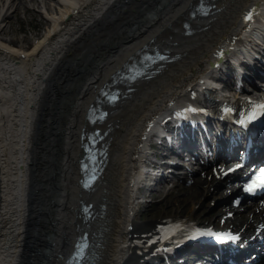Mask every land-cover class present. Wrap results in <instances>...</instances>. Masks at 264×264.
I'll return each mask as SVG.
<instances>
[{
    "label": "bare ground",
    "instance_id": "bare-ground-1",
    "mask_svg": "<svg viewBox=\"0 0 264 264\" xmlns=\"http://www.w3.org/2000/svg\"><path fill=\"white\" fill-rule=\"evenodd\" d=\"M195 1L0 0V264H63L76 235L87 229L94 248L90 264H157L164 253L181 251L157 237L178 215L138 218L151 134L164 118L182 113L179 104L188 94L199 98L202 83L225 59L244 64L254 55L264 58L260 42H253L264 33V0H215L207 17L189 20L193 32L184 35L181 23ZM19 11L42 16L36 24L44 31L33 41L15 35L13 19ZM249 11H257L256 16L245 21ZM147 43L177 56L150 78L134 81V90L109 107L107 165L95 188L83 190L76 185L74 159L81 155L77 130H90L83 121L84 105L95 86ZM256 63L252 70L237 66L248 79L263 78L264 62ZM231 66L226 65L227 73ZM233 88L224 94L208 88V98L215 106H241L252 97ZM252 91L264 97L263 90ZM209 106L211 116H222ZM236 134L229 128L226 141ZM223 145L220 141L217 149L225 150ZM234 162H213L202 176L189 177L188 198L195 209L202 204L198 194L193 196L196 188L218 196L213 191L231 175L222 171ZM82 199L95 203L93 219L79 217L76 207ZM228 205L235 214L227 218L241 221L237 229H251L258 218L264 221V206L232 200ZM235 253L241 259L247 250L225 252L227 258ZM207 259L215 264L210 253Z\"/></svg>",
    "mask_w": 264,
    "mask_h": 264
},
{
    "label": "rangeland",
    "instance_id": "rangeland-1",
    "mask_svg": "<svg viewBox=\"0 0 264 264\" xmlns=\"http://www.w3.org/2000/svg\"><path fill=\"white\" fill-rule=\"evenodd\" d=\"M52 2L54 3L55 1H52ZM28 5L30 6L31 2H29ZM33 5L35 7L34 3H32L31 6H33ZM36 8H38L37 5H36ZM30 11H19L17 13L16 17L13 19V26L17 29L15 32V35L18 36L19 38L20 37L22 38L23 35H26V36H29L28 40H33L36 37H38V35H40L41 32L44 31V27H43L44 25L41 26V25L36 24L38 22V20H40L42 18V16L38 12L35 14H32L31 12H33V11H31V12ZM22 13H23V15H22ZM38 15L40 18L38 17ZM28 40H27V42H28ZM24 43H26V42H24ZM84 108H85V106H84ZM84 108H83L82 113L84 112ZM77 145H78V143H77ZM74 160H76V156H75ZM74 166L76 169L75 161H74ZM193 175H199V173H197V171H196L194 174H192V176ZM188 184L190 185V182L187 179L184 181L183 180L178 181L177 185L173 188L165 187V188L159 189V190H154V189L143 190V188H142L143 192L141 193V195H143V196H140L141 198L139 197L138 198L139 200L137 199V207L139 210L138 218L143 220L147 216L148 217L158 216V215L160 216V215L167 214V213H175L177 215H190V217L195 218V219H199L202 221H210V222H214V223L216 222L217 224H221L223 217L225 215V212H223L222 214L219 213L216 218L213 216L214 215L213 212L216 211L217 208L221 209L224 205H227L229 203V201L227 202V200L224 202H220V203L217 201L218 199H220V197H221L220 195H224V193H225L221 190L222 188H220L218 186V188L213 191L214 193H219L218 196L212 195L211 193H204L201 186L196 188L198 190L195 193H193V196L195 197L198 194L199 196H197V198L202 201V204L200 207L195 209L197 205L193 204L190 201V199L188 198L189 191H187V190L190 189V187L188 189V186H189ZM147 192H148V194H146ZM144 194H145V196H144ZM164 198H165V200H164ZM142 200H143V202H142ZM138 201H139V203H138ZM162 205H163V207H162ZM194 209H195V211H193ZM227 210H228V207H227ZM220 215H222V216H220ZM213 218H215L214 221H213ZM225 224L233 226V224L227 222V220L225 221Z\"/></svg>",
    "mask_w": 264,
    "mask_h": 264
},
{
    "label": "snow or ice",
    "instance_id": "snow-or-ice-1",
    "mask_svg": "<svg viewBox=\"0 0 264 264\" xmlns=\"http://www.w3.org/2000/svg\"><path fill=\"white\" fill-rule=\"evenodd\" d=\"M251 16H252V13L249 12L248 14L245 15L244 19L245 21H248L251 19ZM164 57H160V59H163ZM261 108H264V105H261L260 106ZM227 111V110H226ZM256 112L254 111L252 113L251 116H249L248 118L249 119H254L255 116H256ZM88 184L86 183L85 184V187H87ZM257 187H264V169H261L260 170V173L257 177L254 178V180L252 181V183L248 186V191H252L254 188H257ZM211 234V233H210ZM217 236L218 239H230V240H235L237 237L235 236H232L230 234H220V233H217L215 234Z\"/></svg>",
    "mask_w": 264,
    "mask_h": 264
},
{
    "label": "water",
    "instance_id": "water-1",
    "mask_svg": "<svg viewBox=\"0 0 264 264\" xmlns=\"http://www.w3.org/2000/svg\"><path fill=\"white\" fill-rule=\"evenodd\" d=\"M106 131H104L103 133H101L100 129H96V131H91L90 132V136L93 137V138H95L96 141H98L99 139H101L104 136V134L106 133ZM98 135H100V136H98ZM96 151H97V154H98L99 153V150L96 149ZM88 213H90V212H88Z\"/></svg>",
    "mask_w": 264,
    "mask_h": 264
}]
</instances>
